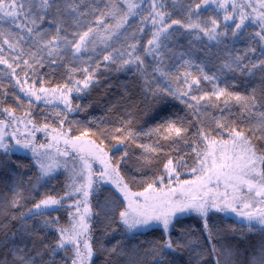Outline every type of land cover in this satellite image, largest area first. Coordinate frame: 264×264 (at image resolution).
<instances>
[{
    "label": "snow or ice",
    "instance_id": "obj_1",
    "mask_svg": "<svg viewBox=\"0 0 264 264\" xmlns=\"http://www.w3.org/2000/svg\"><path fill=\"white\" fill-rule=\"evenodd\" d=\"M101 257L264 264V0H0V264Z\"/></svg>",
    "mask_w": 264,
    "mask_h": 264
},
{
    "label": "trees",
    "instance_id": "obj_2",
    "mask_svg": "<svg viewBox=\"0 0 264 264\" xmlns=\"http://www.w3.org/2000/svg\"><path fill=\"white\" fill-rule=\"evenodd\" d=\"M132 79L133 78H132L131 73L127 75L122 74V73L112 74L110 76V80L113 85L111 89H109L108 91H105V89L108 88L107 83H105L102 88L95 90L90 97H87L84 100L78 101V102L84 103V104H92L93 107L91 110L93 111V114L97 117L104 116L106 114L105 109L107 107H110L112 102H115L120 99L119 93L122 91L121 86L124 84L131 85ZM77 118L79 119L80 117H77ZM142 122L143 121H141V123ZM17 162L25 164V165L30 163V161L27 158L22 157V156ZM185 226L191 227L192 229L196 230L197 221L191 217H187L185 218ZM230 227L235 228L238 233L243 232L245 235H251L253 238H256V239L259 238V233L257 230H253L252 233H248L246 227H242L236 223H231ZM148 238L152 239L153 237H148ZM239 238L240 237H237V239ZM116 242L117 241L113 240L112 243H116ZM107 246L111 247V244ZM102 261H103V257L97 260V264H102Z\"/></svg>",
    "mask_w": 264,
    "mask_h": 264
}]
</instances>
